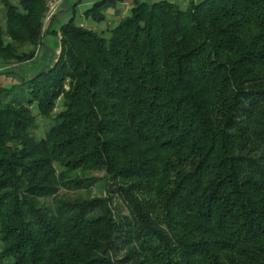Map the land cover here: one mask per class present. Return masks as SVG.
<instances>
[{
	"label": "trees",
	"instance_id": "obj_1",
	"mask_svg": "<svg viewBox=\"0 0 264 264\" xmlns=\"http://www.w3.org/2000/svg\"><path fill=\"white\" fill-rule=\"evenodd\" d=\"M182 1L0 0V264H264V0Z\"/></svg>",
	"mask_w": 264,
	"mask_h": 264
},
{
	"label": "rangeland",
	"instance_id": "obj_2",
	"mask_svg": "<svg viewBox=\"0 0 264 264\" xmlns=\"http://www.w3.org/2000/svg\"><path fill=\"white\" fill-rule=\"evenodd\" d=\"M96 1H98V0H59L58 6H57L56 10L54 11L53 16L48 21L44 22L45 24L43 26V33L46 32V30L48 29L49 22L53 18H55V21L57 23H59L57 25V27L68 22L72 17H74L75 23H77V24H80V23L84 24L85 22H86V24H88V22L83 19V13L85 10L90 8L94 4V2H96ZM131 1L132 0H125L126 5L120 6V7H122V10H121L122 13L119 15V17L124 16L128 12V5L131 4ZM139 1H148V0H139ZM151 1H153V0H151ZM154 1H156V0H154ZM173 1H176V2L180 1V3L183 2L182 0H173ZM185 1H187V0H185ZM75 3H76V6L73 7V5ZM45 6H46V0H45ZM109 16H110V13L108 12L107 13V21L102 22L98 25L92 26V28L98 32H100L102 30L103 31L106 30L108 24L111 25L116 20V18L115 19H113V18L108 19ZM59 39H60L59 35H57V38H55L52 35L48 34L47 36H45L44 41H43L44 48H47L48 50H51V51H56V54H58L59 53V49H58L59 48V43H58ZM32 66H33V64H32ZM28 67H30V65H28ZM22 70H24V69L22 68ZM0 71H1V69H0ZM13 71L16 73H20L21 69L19 71L18 68L16 67V69L14 68ZM11 85L12 84H9V87ZM58 110H59V108H57V111ZM38 124H39L38 126L40 129L39 133L44 131L45 128L48 126V122H46V121H39ZM97 176H99V175H97ZM100 188L102 189V187H100Z\"/></svg>",
	"mask_w": 264,
	"mask_h": 264
},
{
	"label": "crops",
	"instance_id": "obj_3",
	"mask_svg": "<svg viewBox=\"0 0 264 264\" xmlns=\"http://www.w3.org/2000/svg\"><path fill=\"white\" fill-rule=\"evenodd\" d=\"M125 3L126 2L120 3V5L116 8V10H112V9L109 10L108 12L110 13V16L108 17V19L119 18V15L122 13L121 11L122 7L120 6L126 5ZM50 58H51V52L47 48H44V46H40L36 50L34 59L30 63L16 67L18 68L19 71L21 69L19 74L23 75L24 77L31 78L34 75H36V73L42 71L48 65ZM28 65H30V67H28ZM16 67L14 66L13 69L14 68L16 69ZM22 68L24 70H22ZM15 80H17V78H15Z\"/></svg>",
	"mask_w": 264,
	"mask_h": 264
},
{
	"label": "built area",
	"instance_id": "obj_4",
	"mask_svg": "<svg viewBox=\"0 0 264 264\" xmlns=\"http://www.w3.org/2000/svg\"><path fill=\"white\" fill-rule=\"evenodd\" d=\"M58 3L59 0H46V11L44 13L43 26L45 24L44 22L48 21L53 16V13L57 8Z\"/></svg>",
	"mask_w": 264,
	"mask_h": 264
}]
</instances>
